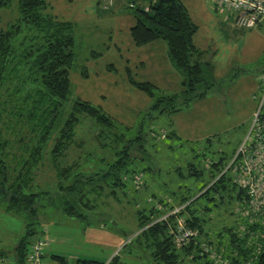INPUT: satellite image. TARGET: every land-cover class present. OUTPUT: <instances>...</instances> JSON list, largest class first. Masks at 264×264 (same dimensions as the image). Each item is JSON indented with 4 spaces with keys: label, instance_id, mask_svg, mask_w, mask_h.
<instances>
[{
    "label": "trees",
    "instance_id": "16d2710c",
    "mask_svg": "<svg viewBox=\"0 0 264 264\" xmlns=\"http://www.w3.org/2000/svg\"><path fill=\"white\" fill-rule=\"evenodd\" d=\"M10 2L0 0V7ZM49 7L50 0H20L19 20L0 31V207L7 213L37 218L41 202H58L65 215L84 218L85 213L95 211L109 197L119 201L129 196L128 191L137 192L134 181L140 185L141 176L152 174L154 169L144 165L147 154L140 144L144 136L127 141L117 131L113 118L90 102L77 100L66 110L72 90L75 25L45 15ZM133 14L136 23L130 34L135 46L142 48L164 41L171 64L183 76L182 91L167 95L150 82H137L128 71L129 83L154 99L152 113L175 114L189 102L204 99L214 85L208 52L195 44L199 27L185 4L181 0H156L150 12L137 9ZM27 32L38 35L31 34L28 39L25 36L20 48L16 47ZM84 75L88 76L86 72ZM259 117L264 119V105ZM87 120L96 125L97 138L111 137V142L125 144L113 162L93 172H82L77 161L84 150L77 129ZM211 142L208 139L205 144L210 146ZM135 144L139 145V153ZM237 150L217 151L204 168L188 164L187 177L191 181L162 198L153 195L152 204L137 211V232L123 248L136 244L152 264H264V206L256 210L253 203L260 198L249 185L239 183L241 169L234 165L240 159L231 165ZM206 155L195 157L207 161ZM54 177V194L37 190L38 182ZM227 202L235 204L234 214L239 219L234 225H223L213 237L209 221ZM182 206L179 216L199 235L179 248L171 234L176 217L160 219ZM34 225L27 224L9 263L7 255L0 253V264H27L31 237L36 234ZM52 262L67 264L66 258L59 255L53 256ZM76 264L124 263L116 255L108 263L81 259Z\"/></svg>",
    "mask_w": 264,
    "mask_h": 264
},
{
    "label": "rangeland",
    "instance_id": "374dc122",
    "mask_svg": "<svg viewBox=\"0 0 264 264\" xmlns=\"http://www.w3.org/2000/svg\"><path fill=\"white\" fill-rule=\"evenodd\" d=\"M109 1L50 0L45 12L75 25L72 90L65 107L69 110L77 100L90 102L113 118L117 131L127 141L144 136L140 142L147 154L144 165L154 172L141 176L140 185L134 181L137 192L128 191L129 196L119 201L109 197L95 211L85 213L84 218L65 215L58 202L54 205L41 202L37 218L7 213L0 207V253L7 255V263L27 224L32 222L36 234L31 241L41 238L47 241L44 264H52V255L65 257L67 264H76L81 259L108 263L116 255L124 264H152L148 254L136 244L123 248L137 232V211L152 204L153 195L159 199L188 184L191 181L187 177L188 164L204 168L217 151L231 153L239 148L264 105V44L260 38L264 29L224 30L221 14L215 12L211 0H181L199 27L195 44L208 52L214 85L204 99L189 102L180 112L152 113L154 99L133 87L128 73L137 82H150L158 92L167 95L182 91L183 76L171 64L165 42L135 46L130 34L135 24L130 2L113 0L114 5L105 9L103 6ZM19 4L20 0H11L8 6L0 7V31L17 23ZM31 34L37 36L38 32L22 34L16 47L20 48L22 38L28 39ZM173 133L178 138L170 137ZM97 134V127L90 120L77 129V137L84 143L83 153L77 159L82 172L104 168L125 145L111 142V137L102 140ZM208 139L212 140L210 146L205 144ZM138 147L135 144L134 149L139 153ZM202 153L207 154V161L195 157ZM37 184L38 191L54 194L57 190L56 177ZM234 209L235 204L227 202L224 209L215 211L208 224L213 237L223 225H234L239 219Z\"/></svg>",
    "mask_w": 264,
    "mask_h": 264
},
{
    "label": "built area",
    "instance_id": "2783aa9c",
    "mask_svg": "<svg viewBox=\"0 0 264 264\" xmlns=\"http://www.w3.org/2000/svg\"><path fill=\"white\" fill-rule=\"evenodd\" d=\"M214 7L221 12H227L234 17V25L239 29L254 30L264 24V0H211ZM156 0H131L129 8L134 10L142 9L144 12H150ZM114 5L111 0L103 7L109 9ZM264 81V79H263ZM257 113L252 129L248 137L239 146L231 165L239 160L234 166L239 167L241 186H250L258 198L253 205L256 210L264 206V119H260V111ZM182 207H176L168 215L163 216L160 220L167 221L170 216L176 217L175 224L171 229L174 244L177 247L186 246L192 239L198 237L199 231L189 228L183 217L179 216ZM47 241L39 239L32 243L27 264H44L43 250Z\"/></svg>",
    "mask_w": 264,
    "mask_h": 264
},
{
    "label": "crops",
    "instance_id": "0c3cea01",
    "mask_svg": "<svg viewBox=\"0 0 264 264\" xmlns=\"http://www.w3.org/2000/svg\"><path fill=\"white\" fill-rule=\"evenodd\" d=\"M131 0H121V2H125V3H128L130 2ZM215 12L217 13H220L221 14V17H222V26L225 29H229L231 30V28H234V29H238V30H246V29H239L237 28L235 25H234V17L232 15H230L229 13H227L226 11L225 12H221L220 10L216 9L215 8ZM134 20H135V17H134ZM135 23H136V20H135ZM135 25V24H134ZM264 29V24H262L261 26H259L257 29H254V30H262ZM248 31H253V30H248ZM197 35V34H196ZM257 38H258V35L256 34ZM260 36V35H259ZM261 40L263 41V44H264V36H260ZM195 41V39H194ZM156 42H159V41H156ZM156 42H154L153 44H150V45H154L156 44ZM164 42V41H163ZM167 45V44H166ZM149 46V45H147ZM264 46V45H263ZM146 47V46H145ZM199 47V46H198ZM158 48V47H157ZM201 49H203V46L202 47H199ZM160 49H163V47L161 46ZM158 50V49H157ZM167 50H168V47H167ZM205 50V49H203ZM207 51V50H206ZM153 52V51H151ZM215 55H217L216 52H214ZM263 54H264V48H263ZM169 56V55H168ZM46 247V246H45ZM53 256H58V255H52V258ZM45 257V254H44V250H43V258ZM52 260V259H51ZM53 264V262H52Z\"/></svg>",
    "mask_w": 264,
    "mask_h": 264
}]
</instances>
